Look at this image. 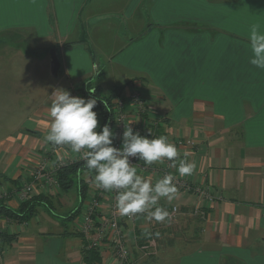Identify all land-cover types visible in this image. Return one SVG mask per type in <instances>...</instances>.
<instances>
[{
    "label": "crops",
    "instance_id": "1",
    "mask_svg": "<svg viewBox=\"0 0 264 264\" xmlns=\"http://www.w3.org/2000/svg\"><path fill=\"white\" fill-rule=\"evenodd\" d=\"M21 1L0 0V190L11 194L2 200L14 209L20 206L17 190L31 180L43 158L51 157L54 165L77 157L67 145L44 142L50 124V104L44 102L51 101L55 89L72 95L74 86L81 88L90 81L109 95L125 85L117 98L136 87L146 98L148 119H164L165 135L196 141L181 150V154L187 150L188 159L196 164L185 177L211 187L216 198L210 201L181 192L171 201H159L167 211L174 204L179 207L173 220L156 222L140 216L131 222L133 264H264V69L249 62L251 26L239 13L243 0L220 5L208 0L150 2L145 13L152 19L136 23L141 31L138 37L130 33L122 40L121 34L112 38V43L125 45L116 59L109 56L123 76H130L123 84L117 81L120 73L109 71L108 63L103 64L93 51V45L100 43L87 30L90 24L85 16L76 15L78 6L82 15L86 0H68L61 9L64 22L58 26L48 19L46 10L41 12L40 24L37 0L35 14L32 0H24V7ZM137 1L122 14L125 20L130 21V14L146 3ZM158 5L165 7L161 18ZM44 24L48 31L43 30ZM199 26L201 30H196ZM80 28L82 36L76 37ZM22 30H29L36 40L51 38L41 57L23 46ZM100 74L112 76L115 89L111 93L103 91L102 81L94 82ZM44 86L50 89L49 95L38 102L35 95ZM22 100L31 103L22 107L30 111L18 119L16 109ZM9 109H13L11 119L6 117ZM174 172L179 175L175 168ZM93 173L81 172V183L69 190L59 187L46 193L39 187L33 195L41 194V203L32 225L1 219V229L16 233L17 238L0 247V264H90L79 226L83 199L96 189ZM142 175L152 182L155 179L152 173ZM87 183L89 191L82 197L81 186ZM197 208H205V214L196 213ZM24 224L27 227L20 229ZM146 227L158 240V250L150 256L139 247L147 237ZM98 251L102 259L95 264H116L109 249Z\"/></svg>",
    "mask_w": 264,
    "mask_h": 264
},
{
    "label": "clouds",
    "instance_id": "2",
    "mask_svg": "<svg viewBox=\"0 0 264 264\" xmlns=\"http://www.w3.org/2000/svg\"><path fill=\"white\" fill-rule=\"evenodd\" d=\"M251 56L250 64L264 69V31L258 24H253L248 32ZM92 90L90 92H94ZM51 104L47 110L50 120L45 144L67 145L72 153L81 154L85 167L95 173L94 182L105 191H115V207L121 216L146 214L148 220L164 222L169 219V212L160 206L159 201L175 198L177 187L174 176L166 173L154 183L138 173L131 158L143 161L145 165L171 162L179 176L191 175L196 164L188 159L190 153L181 154L177 146L168 137L143 136L134 131L131 122L125 125L120 147L113 144L115 133L105 123L99 131L97 113L93 111L97 100L94 97L73 96L63 88L55 89ZM150 235L149 229H144Z\"/></svg>",
    "mask_w": 264,
    "mask_h": 264
},
{
    "label": "built area",
    "instance_id": "3",
    "mask_svg": "<svg viewBox=\"0 0 264 264\" xmlns=\"http://www.w3.org/2000/svg\"><path fill=\"white\" fill-rule=\"evenodd\" d=\"M80 88L73 87L72 95L83 97ZM114 123L111 127L115 133L113 144L120 147L122 143V133L125 125L131 122V127L134 131H139L143 136H149V130L154 137L164 135L168 137L169 141L174 143L178 150H182L184 146H194L196 141L189 138H173L165 135L163 130L164 119L162 117H155L148 119L150 113L146 98L139 88H132L126 95H120L114 100ZM94 111V110H93ZM82 155L77 154V157L70 162L58 161L51 165V157H45L34 169L31 180L26 181L21 188L17 190L22 201L28 200L33 195L34 181L38 180L41 185L46 187L55 186L60 187L58 180V170L66 163H71L77 160H82ZM131 162L136 164L139 174L152 173L155 176L153 183L161 178L166 173L174 176V184L177 187V193H192L203 199L214 201L212 188L206 185L195 184L189 178L179 176L171 167V162L165 160L163 164L153 163L152 165H145L143 161L136 158H131ZM95 173H93V176ZM9 196L7 190H0V199H6ZM115 191H105L96 186L95 192L90 197L83 199V212L81 216V223L79 230L84 238V249L92 251L94 249L100 250L107 248L113 254L116 264H133L134 256L130 249L129 239L130 231L129 224L135 222L138 217L146 216V214H137L132 216H121L115 207ZM205 208H197L196 213L205 214ZM169 218L173 220L179 212L177 205H172L168 210ZM140 250L145 256L155 254L158 250V240L155 235H147L140 244Z\"/></svg>",
    "mask_w": 264,
    "mask_h": 264
},
{
    "label": "rangeland",
    "instance_id": "4",
    "mask_svg": "<svg viewBox=\"0 0 264 264\" xmlns=\"http://www.w3.org/2000/svg\"><path fill=\"white\" fill-rule=\"evenodd\" d=\"M86 1H87L86 2L87 7L84 9V12H82V15L79 13V6L75 8L76 15H78V18L85 16L86 21L91 26V27L89 26L87 30L92 31V33L96 36L97 40L100 43V45H93V48H94L93 51L96 53V55H98V57L103 59L104 61L102 62L103 64L108 63L109 71L113 70L114 72L120 73L118 74L117 81L120 84H123L127 80L130 79V76H123L122 75L123 73H121V71L117 69V66L113 64L112 62H110L109 56H112L113 59H116V57L122 54L121 50L125 47V45L112 43V41H114V39L112 38H114L116 34H121L120 36L121 40H122L123 35L128 37L130 36V33H133L134 36H137L138 33L141 31H140V28H137L136 23L138 24L144 21H147L148 23V21L152 19L145 12L148 11L149 9L147 8L148 4H150V2L154 0H145L146 3H144L141 8L139 7L136 11L134 10L131 14L129 13L131 17L130 21L125 20L122 14H124L127 11L129 6L130 8H132L131 5L134 6L133 0H86ZM208 1H209L208 2L209 4L220 5V4L236 3L238 0H208ZM67 2L68 0H61V7H60L58 0H37V6L39 7L40 21L37 19L33 21H39L40 24L43 23L41 21V12L43 10H46L48 11L47 12L48 19L53 20L52 22L56 24L55 26L63 24L64 22L63 10L61 11V9L63 5L66 6ZM137 2L138 4L140 3L139 0ZM239 4H242L240 5L241 11L239 13H241L240 15L242 19L245 21V23L248 24L249 26H252L253 24H258L260 26L261 31H264V0H243ZM21 5L22 7L25 6L24 0L21 1ZM35 6H36V2L35 0H32L33 14H35ZM163 8H165L163 5H158L156 7V11L158 12L160 18L162 16ZM56 12H57V15H56ZM178 27L181 28L182 25H179ZM199 27L200 28L196 30H201V26ZM45 28H47V25L44 24L43 30L48 31V29H45ZM21 33H22V39H24L23 46L34 49V51H38L39 54L35 56L41 57L46 47L48 46L47 44L49 43V40L51 41V38L44 39L42 37H39L38 40H36L35 38L31 36V32L29 30H22ZM75 36L76 37L82 36V28L78 29V33L77 31L75 32ZM6 37H11V34L10 36L6 34ZM71 39L72 40L74 39L73 35ZM24 54H26L25 55L26 58H29L27 53H25V50H24ZM40 63H41V60H40ZM41 66H42L41 64H38L36 66V69L40 70V78H43L41 76L42 75ZM93 80L94 82L102 81L101 84L103 85L104 92H107V91L110 92L113 89H115L114 85L112 84V76L110 74H105V76L103 77H102V74H100V80L98 77L97 78L94 77ZM62 85L63 83H61V86ZM24 86L27 87V84H24ZM40 88H43L42 89L43 91L35 95L36 97H38V102H41L42 100H44L49 95V91H50V89L46 86L40 87ZM8 97H9V94L6 93L5 94V104L8 103V100H9ZM25 103L27 105H31V103L25 102V100H22L19 103L16 109L17 111L16 117L18 119L25 118L26 113L30 111V108L28 107L22 108ZM47 104H51V101H49V98L44 102V105H47ZM12 110L9 109V111L6 113V117H9L11 119L12 114H13ZM97 119L100 125L101 118L98 115H97ZM39 187H43L44 189H46V193L53 192L54 191L53 188L59 190V187H55V186L53 187L50 186L48 188H45L46 187L45 184L41 185V183H39L38 180H35L34 186H33V193L38 192ZM10 195L11 194L9 193L8 197H10ZM70 195L71 193L68 192L67 196H70ZM20 200L22 199L20 198ZM5 219H6L5 221H12L7 218ZM2 225L3 227H6V223H2ZM29 225H32V220L29 221ZM26 227L27 225L24 224L23 226H20V229L26 228Z\"/></svg>",
    "mask_w": 264,
    "mask_h": 264
},
{
    "label": "trees",
    "instance_id": "5",
    "mask_svg": "<svg viewBox=\"0 0 264 264\" xmlns=\"http://www.w3.org/2000/svg\"><path fill=\"white\" fill-rule=\"evenodd\" d=\"M123 86L115 89L111 94L105 95L102 93L98 86L93 85L90 81L85 83L79 90L84 98L94 97L97 100L96 106H94V111L101 118V122L99 125V129L105 124L108 123L110 127L113 126L114 123V100L116 99V95L118 90H121ZM95 90L94 92H90ZM121 95V94H120ZM88 171L85 167L84 160H77L71 163H66L61 166L58 170V180L60 184V188L63 190H69L75 184H80L81 179H79V175L82 172ZM81 195L85 197L89 191V183L87 185L81 186ZM38 195H32V197L28 200H24L21 202L20 206L17 209L9 207L4 200H0V220L1 219H9L18 223H26L29 222L32 217L38 211L39 200ZM38 198V199H36ZM17 234L8 232L6 229H1L0 227V247L11 244L16 240ZM85 260L90 264H95L101 261L102 257L97 249L92 251L85 250L84 251Z\"/></svg>",
    "mask_w": 264,
    "mask_h": 264
},
{
    "label": "water",
    "instance_id": "6",
    "mask_svg": "<svg viewBox=\"0 0 264 264\" xmlns=\"http://www.w3.org/2000/svg\"><path fill=\"white\" fill-rule=\"evenodd\" d=\"M52 69H53V73H55L56 72V62L53 63Z\"/></svg>",
    "mask_w": 264,
    "mask_h": 264
}]
</instances>
